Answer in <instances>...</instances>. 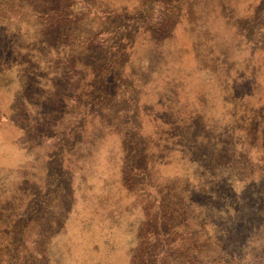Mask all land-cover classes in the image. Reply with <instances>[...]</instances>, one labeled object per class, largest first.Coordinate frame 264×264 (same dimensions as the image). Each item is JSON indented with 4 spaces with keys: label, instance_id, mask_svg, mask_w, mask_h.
<instances>
[{
    "label": "trees",
    "instance_id": "1",
    "mask_svg": "<svg viewBox=\"0 0 264 264\" xmlns=\"http://www.w3.org/2000/svg\"><path fill=\"white\" fill-rule=\"evenodd\" d=\"M192 1L0 0V75L14 66L23 74L0 131L45 138L51 152L38 182L17 183L12 204L0 206L8 213L0 214V264L55 262L60 254L50 250L59 233L75 264L264 261V88L256 92L263 74L253 67L260 52L264 69V27L249 28L257 34L252 67L246 61L250 69L235 72L230 92L212 100L216 110L230 109L222 119L197 108L194 93L205 92L193 73L210 70L199 66L195 40L177 46L182 58L193 51L189 67L161 57ZM252 2L238 5L251 8L253 20L264 17V4ZM42 59L59 63L47 98L34 93L42 79L29 73ZM77 150L100 157L95 183L74 180L86 165L72 160ZM16 152L0 150V170L18 168ZM173 163L184 165L181 173L163 176ZM111 184L135 206L126 241L119 215L106 212Z\"/></svg>",
    "mask_w": 264,
    "mask_h": 264
},
{
    "label": "rangeland",
    "instance_id": "2",
    "mask_svg": "<svg viewBox=\"0 0 264 264\" xmlns=\"http://www.w3.org/2000/svg\"><path fill=\"white\" fill-rule=\"evenodd\" d=\"M250 1L257 3L260 8L264 4L262 0ZM243 6L245 8H243ZM263 11L264 9L262 12ZM251 13V8H247V5H238V0H193L191 12L188 15L185 14V16H181L173 37L166 39L162 46L163 53L161 57L163 59L172 60L176 64L183 60L184 62L182 61L183 65L181 66L189 67V65H192L191 56L193 51L185 50L184 58H182L177 46L179 41L185 43L184 45H187L186 43L190 41L191 38L195 40V48L200 59L199 66L203 68L207 65V69L210 70L208 73H205V71L193 73V76L195 77L199 74V77H196L194 82L197 83V78H200L202 83L200 85L201 90L199 91L205 92L202 96L198 94V91L194 93L197 99L196 103H199L197 108H210L213 115H216V111H220L221 114L219 115L222 119L227 118L230 109L226 108L224 112L222 108H217L216 110L212 100L219 101L221 97H224L225 93L230 92L233 84V77L236 76L235 72H241L243 70L248 71L250 69V66L245 68V64L246 61H248L250 65L252 63V61L248 60V55L250 54V47L254 44V39L257 37V34H255L254 37L253 34L249 33V28H252L251 24L253 23L262 24L264 27V17L258 15L253 20ZM236 18L239 19L237 20ZM239 24L242 28V32L236 35V28ZM212 53H215L213 56L217 57L215 62H212ZM142 55H144V53L140 52L138 57ZM253 58L255 60L253 62V67L258 71L256 72V77L261 76L262 78L263 74L261 83L259 82L256 85L259 89L256 90V92H258L260 89L264 88V69L261 66L262 58L260 52L255 53ZM221 60L223 64L221 63ZM55 61L56 60H53L49 63V61L43 59L39 60V64L33 63L32 68L29 71L30 74H35L37 78L42 79L39 84L43 86L40 87L38 91L34 92L39 93L41 97L47 98V94L50 93L48 91V85H50V81L53 78L56 79L54 74L59 73V70L54 69L56 66H59L58 60ZM53 62H55V65H52ZM134 67L136 68V65ZM226 68L230 71L228 76H226ZM18 71L19 69L14 66L9 72L2 76L0 75V120L2 119L3 114L5 115L4 117H9L10 108L14 105L12 94L18 89L19 81L23 79L21 77L23 74L18 73ZM160 73L163 78H165V76L170 78V71L165 73V71L161 69ZM177 75H183L186 77V73L183 70L177 72ZM149 79V81H151L154 77H149ZM158 81L159 82L156 85L161 86L164 79ZM58 84L61 83L58 82ZM30 88L31 87L26 86L22 90L28 93ZM73 94L77 95L76 93ZM74 95L72 96V99L74 98ZM15 107L20 109L18 103H16ZM34 112L35 111H30L31 117L34 116ZM37 118L41 122L42 117L37 116ZM37 141L40 142V146L35 145ZM15 144H17L19 148H13V145ZM47 145L48 140L45 138L41 140L36 136L25 138L24 135H21L20 133L18 138H6V136L3 135V131H0V150L8 149L9 152L17 151L16 159L18 163V168L7 171L0 170V206L12 204L10 203L11 201H9V196L12 193L11 190H13V187L17 183H22L27 179L29 182L28 184L38 182L41 173L44 172L43 167L46 162H49L50 160L51 152ZM75 158L86 165H84L85 168L83 167L84 169L82 168L80 172L75 171L74 180L82 177L95 183L94 177L100 170V157L96 154L89 155L83 150H77L74 152L72 160L74 161ZM183 168L184 165L173 163L172 166L162 171V175L167 176V178H172L173 176L179 175ZM176 182L178 183L179 181ZM21 186L24 187V183ZM119 193H121V196ZM105 203L108 204V210H106L107 213L108 211H111V215H119L117 219L122 226L121 230H117V232L122 239L126 241L127 236L131 233V229H128L126 224L129 219V212L133 211L135 208L133 202L130 198L126 197L124 192L117 190L116 187H114V184H111L108 198ZM1 213L5 216L8 214L5 212H0V214ZM124 245L127 246L128 243H125ZM72 248L73 247H71V249ZM67 249L68 247L64 244V235H62V233L57 234L53 239L50 252H57L60 256L55 262L48 264H75L72 259H70L71 256L67 254ZM239 264H264V261L255 263L246 260L245 263L239 262Z\"/></svg>",
    "mask_w": 264,
    "mask_h": 264
}]
</instances>
